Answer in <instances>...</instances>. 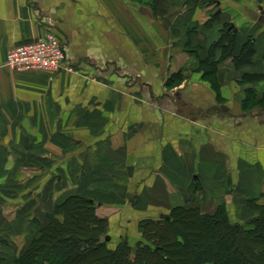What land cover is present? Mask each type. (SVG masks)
I'll list each match as a JSON object with an SVG mask.
<instances>
[{"label": "crops", "instance_id": "crops-1", "mask_svg": "<svg viewBox=\"0 0 264 264\" xmlns=\"http://www.w3.org/2000/svg\"><path fill=\"white\" fill-rule=\"evenodd\" d=\"M260 5L0 0V167L5 151L60 143L80 165L91 156L90 166L112 168L104 186L127 200L99 203L125 206L102 215L114 241H139L142 219L177 206L249 220L250 200H264V15L247 12ZM47 30L76 70L6 65L11 47Z\"/></svg>", "mask_w": 264, "mask_h": 264}, {"label": "trees", "instance_id": "trees-1", "mask_svg": "<svg viewBox=\"0 0 264 264\" xmlns=\"http://www.w3.org/2000/svg\"><path fill=\"white\" fill-rule=\"evenodd\" d=\"M249 203L258 214L244 223H232L224 208L208 214L177 206L168 217L144 221L151 235L137 246L123 239L111 247L108 219L98 215L95 201L70 195L47 213L15 264H264V202Z\"/></svg>", "mask_w": 264, "mask_h": 264}, {"label": "rangeland", "instance_id": "rangeland-1", "mask_svg": "<svg viewBox=\"0 0 264 264\" xmlns=\"http://www.w3.org/2000/svg\"><path fill=\"white\" fill-rule=\"evenodd\" d=\"M261 3H264V1ZM209 73L212 72L209 71ZM86 76L88 77L89 74L86 73ZM170 79H173V77ZM169 88L171 89V87ZM261 105H264L263 102H261ZM56 137L60 138L61 136ZM76 139V136H72L69 140L73 143L77 142ZM59 145L60 143L54 145L51 150H15L13 151L16 154L14 156L11 155V150L5 151L3 154L5 155V161L4 165L0 167V261L5 259L6 262L1 264H15L16 257L27 249L30 239L42 225L48 222L47 213H54L57 205L70 195H84L88 198H94L97 209H99V211L97 210L99 216L110 211L123 210L126 206V198L125 200L115 198L114 192H110L104 186L106 180L110 178L109 174H112V168L90 166L91 156L85 159L87 165H80L75 160V158H78L76 157V151L66 150L65 147ZM69 146L73 145L69 144ZM45 152L52 155L51 162L44 159L42 154ZM86 153L83 152L82 154ZM90 153L93 154V152ZM16 157L20 161H17ZM41 163L45 165L43 166ZM108 184L112 189L119 186L121 192L124 191V184ZM101 200L109 202L108 205L113 202L114 205L118 203L125 204V206L117 204L116 206H109V208L105 206L101 208L99 205ZM251 204L249 203L253 207ZM176 216H181V214ZM149 219L157 221L159 217H146L139 222L141 234L138 237L140 240L146 238L145 235L150 234V231L145 232V230H149L148 227L147 229L143 227V224L145 226L144 221ZM230 221L232 223L239 222L231 219ZM109 226L108 221L107 234H109ZM180 226L185 229L182 224ZM156 236L153 235V238L157 239ZM110 239L107 240L109 246L115 247L126 238H119L117 241ZM127 240L133 247L137 246L140 241H131L129 238Z\"/></svg>", "mask_w": 264, "mask_h": 264}, {"label": "built area", "instance_id": "built-area-1", "mask_svg": "<svg viewBox=\"0 0 264 264\" xmlns=\"http://www.w3.org/2000/svg\"><path fill=\"white\" fill-rule=\"evenodd\" d=\"M6 65L18 71H46L57 74L76 70L68 64L65 44L54 31L47 30L35 40L11 47Z\"/></svg>", "mask_w": 264, "mask_h": 264}, {"label": "water", "instance_id": "water-1", "mask_svg": "<svg viewBox=\"0 0 264 264\" xmlns=\"http://www.w3.org/2000/svg\"><path fill=\"white\" fill-rule=\"evenodd\" d=\"M259 9H260V12H257L256 10L252 9V8H247V12L248 14L250 15V17L252 19H258V17L260 15H264V7L262 5L259 6ZM161 218H165V217H168L167 214H161L160 215ZM109 238V237H108Z\"/></svg>", "mask_w": 264, "mask_h": 264}]
</instances>
